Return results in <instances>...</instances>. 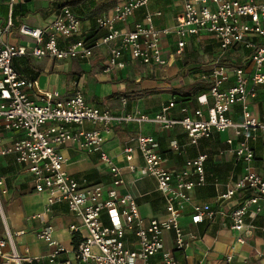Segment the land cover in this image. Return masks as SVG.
Instances as JSON below:
<instances>
[{
  "label": "built area",
  "instance_id": "obj_1",
  "mask_svg": "<svg viewBox=\"0 0 264 264\" xmlns=\"http://www.w3.org/2000/svg\"><path fill=\"white\" fill-rule=\"evenodd\" d=\"M150 1L124 0L115 5L109 14L96 20L98 30L104 34L94 39L82 37L81 18L67 5L43 27L21 23L18 35L22 41L18 43L2 39L4 34H13L11 17L0 27V157L12 156L18 166L31 174L35 190L47 195L48 210L64 203L78 220L70 226L73 238L79 241L72 258L68 257L71 250L55 239L52 224H45L37 233L38 239L51 247L49 262L53 264H150L157 255H161V264H179L171 252L163 253V232H173L176 249L185 250L192 237L180 224L183 212L191 209L189 218L193 224L216 215L210 204H195L192 197L196 187L209 183L205 169L208 154L187 159L184 168L175 172L166 166L167 159L157 139L138 134L128 140L136 147L127 145L122 151L127 168L135 172V155L142 159L141 169L156 180L167 211L165 219L144 218L137 199L130 193L118 192L117 188L124 184L122 169L103 148V132L115 126L154 124L170 130L181 126L189 144L195 146L201 140L232 132L226 139L228 147L220 155L232 154L241 169L220 199L234 200L228 228L240 233L237 242L244 243L253 235L255 227L247 221L250 207L255 206L258 213L264 214V177L253 165V144L264 137V106L259 111L252 109L258 100V86L264 85V0H185L172 27L156 26L155 18L162 16L161 11L147 12L143 20L127 27L129 19ZM16 2L9 0L11 5ZM168 35L177 38L174 54L178 56L194 38L198 43L215 42L224 54L231 50L241 52L243 63L221 64L220 56L203 69L199 78L209 84V89L197 97L199 107L185 109L182 117L171 116L173 100L154 115L140 110L114 114L107 108L90 105L80 90L69 98H63L57 90H42L36 80L22 76L13 64L17 57L27 55L90 60L107 46L104 73L124 69L129 61L163 67L168 64L163 47ZM234 106L240 108V120L230 117ZM86 124L95 128L86 129ZM6 134L13 136L4 145ZM69 143L88 153H98L110 169L114 187L105 189L72 176L67 169L68 159L61 151ZM184 148L179 141L170 145L171 151L178 154ZM6 192L5 177L0 173V218L6 234L5 239H0V264H24L26 259L17 250L2 210L1 195ZM133 237L136 243L131 247ZM6 246L8 253L3 251ZM226 260L230 262L232 256Z\"/></svg>",
  "mask_w": 264,
  "mask_h": 264
},
{
  "label": "crops",
  "instance_id": "obj_2",
  "mask_svg": "<svg viewBox=\"0 0 264 264\" xmlns=\"http://www.w3.org/2000/svg\"><path fill=\"white\" fill-rule=\"evenodd\" d=\"M58 1L61 5L73 0H17L13 5L9 0H0V27L11 17L14 21L13 34L7 35L6 41L10 43L21 42L18 35V27L21 23H27L33 27H43L55 19L57 12L52 3ZM124 0H83L70 7L81 18V35L85 38H96L104 34L98 30L96 20L109 14L112 8ZM185 0H151L146 8L140 9L135 16L129 19L127 27H132L135 22L144 19L147 12H162V16L155 18L158 28L172 27L176 16L182 11ZM123 28L122 24H118ZM2 39H4L2 37ZM176 36L168 35L164 38V56L168 58V64L163 67H150L136 61H129L127 67L121 70H113L104 73L103 67L108 59V47L98 50L90 60H57L52 58H33L27 55L17 57L13 64L15 69L25 78L36 80L42 90L60 92L63 98H69L77 90L84 93L86 101L93 106L109 109L114 114L135 112L140 110L146 114L154 115L160 111L163 104L174 101L175 106L171 110V116L182 117L185 109L199 107L197 95L184 104H176L177 90H190L191 85L200 81L199 75L213 61L222 56L223 64L242 62L241 52L231 50L226 54L220 52L217 44L211 40L198 43L196 39H189L187 48L181 55L176 51ZM5 40V39H4ZM1 42V41H0ZM28 42V40H24ZM201 45L206 46L212 54V58L206 62H188L186 57L199 51L195 50ZM1 46V43H0ZM181 64L183 66H181ZM186 66V67H185ZM194 69L191 75L183 74L184 69ZM197 78V79H196ZM128 94L125 97L123 94ZM202 94V93H201ZM126 99V104L123 103ZM264 106V85L258 86V100L252 107L259 111ZM240 108L234 106L230 117L240 120ZM84 128H95L86 124ZM181 126L163 129L154 124H124L115 126L110 131L103 132L104 151L115 160L122 169L124 184L117 188L119 193H130L140 206L144 218L158 217L165 219L167 216L165 201L158 192L156 180L144 174L142 171V159L135 155V172L127 168V161L122 154L127 145L136 147V143H129L131 136L143 134L157 139L161 152L165 155L166 166L178 172L184 168L186 160L199 154H208L205 164L208 184L196 187L192 191L195 204H210L216 212L213 219H206L201 224H193L189 218L191 209L183 212L180 224L184 232L191 238V245L185 250H178L174 244V233L163 232V253L171 252L179 261V264H264V214L258 213L255 206L250 207L247 217L249 224L255 228L253 235L246 242H237L239 232L228 228V214L234 205L233 201H223L220 196L224 194L230 183L236 180L241 164L232 154L220 155V151L227 148V137L232 132L216 135L210 140H201L197 146L189 144L187 135ZM12 134H6L4 145L12 140ZM179 141L185 145L180 154L174 153L170 145ZM255 170L264 177V137L253 144ZM68 159L67 169L75 178L82 180L91 173L89 184H100L105 189L113 188V178L109 167L100 160L98 153H88L81 150L75 144L69 143L61 148ZM7 170V171H6ZM9 172V174L5 173ZM0 173L6 178H11L10 184L6 183L5 194L1 195V203L7 224L14 234L17 250L30 264L37 261L38 264H53L49 262L51 247L38 239L37 233L45 224H52L55 239L71 250L68 257L72 258L74 238L70 232V226L77 224L78 220L69 212L66 204H55L50 210L47 206V195L38 193L33 185L31 174L18 166L12 156L0 157ZM264 211V201H261ZM40 214V217L36 216ZM0 239H5L6 234L0 218ZM23 232V234H19ZM131 247H134L136 239L133 237ZM5 253L9 252V246L4 247ZM232 260L227 262V256ZM2 258L0 257V262ZM11 264H15L11 262ZM150 264H161V255L150 260Z\"/></svg>",
  "mask_w": 264,
  "mask_h": 264
},
{
  "label": "trees",
  "instance_id": "obj_3",
  "mask_svg": "<svg viewBox=\"0 0 264 264\" xmlns=\"http://www.w3.org/2000/svg\"><path fill=\"white\" fill-rule=\"evenodd\" d=\"M83 0H73V1H70V2H67L65 5L67 6H71V5H75L79 2H81ZM52 7L55 8L56 10H60L63 5H61V3H59L58 1H54L52 3ZM188 62H192V63H198V55L196 53H192L191 56L189 57H186ZM221 64H223V62H221ZM238 66L239 65H242L243 63L242 62H238L236 63ZM209 89V84L208 83H204V82H201V81H197L195 82L194 84L191 85V88L190 90H177L175 93L177 95V99H176V104H180V105H184L186 103H188L192 97H195L201 93H206ZM125 97H128L129 95L128 94H123ZM86 179H89L91 180V173H89L87 176H86ZM88 180V181H89ZM79 241H77L75 238H74V246H77V243ZM24 264H28V263H24ZM30 264H38L37 261H32Z\"/></svg>",
  "mask_w": 264,
  "mask_h": 264
},
{
  "label": "rangeland",
  "instance_id": "obj_4",
  "mask_svg": "<svg viewBox=\"0 0 264 264\" xmlns=\"http://www.w3.org/2000/svg\"><path fill=\"white\" fill-rule=\"evenodd\" d=\"M3 38L6 40L7 39V34H4L3 35ZM195 50L199 51V54H200V57L198 58L200 60V62H206L207 60H210V58H212V54L211 52L209 51V49L206 48V46L204 45H201L200 47L196 48ZM224 54L222 52H216V55L218 54ZM34 58V57H33ZM181 66H183L181 64ZM186 67V66H185ZM184 69V68H183ZM195 71L194 69H184L183 70V74H186V75H191V74H194ZM197 79V78H196ZM7 171V170H6ZM7 174H9V172H5ZM10 181H11V178L9 177V175L7 176L6 178V183L7 185L10 184ZM2 210L4 211V208L2 207ZM0 232L2 233V229L0 230Z\"/></svg>",
  "mask_w": 264,
  "mask_h": 264
}]
</instances>
